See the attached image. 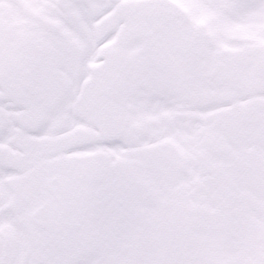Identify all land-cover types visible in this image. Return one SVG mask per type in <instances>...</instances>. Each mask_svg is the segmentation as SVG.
Returning a JSON list of instances; mask_svg holds the SVG:
<instances>
[{
    "label": "snow or ice",
    "instance_id": "6c2138e0",
    "mask_svg": "<svg viewBox=\"0 0 264 264\" xmlns=\"http://www.w3.org/2000/svg\"><path fill=\"white\" fill-rule=\"evenodd\" d=\"M0 264H264V0H0Z\"/></svg>",
    "mask_w": 264,
    "mask_h": 264
}]
</instances>
